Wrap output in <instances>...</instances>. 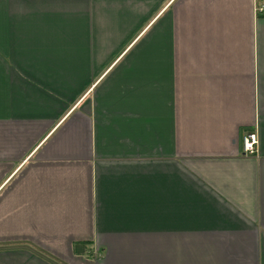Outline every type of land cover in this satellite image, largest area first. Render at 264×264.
I'll return each mask as SVG.
<instances>
[{
  "label": "crops",
  "instance_id": "1",
  "mask_svg": "<svg viewBox=\"0 0 264 264\" xmlns=\"http://www.w3.org/2000/svg\"><path fill=\"white\" fill-rule=\"evenodd\" d=\"M256 4L0 0V264H264Z\"/></svg>",
  "mask_w": 264,
  "mask_h": 264
},
{
  "label": "built area",
  "instance_id": "2",
  "mask_svg": "<svg viewBox=\"0 0 264 264\" xmlns=\"http://www.w3.org/2000/svg\"><path fill=\"white\" fill-rule=\"evenodd\" d=\"M263 6L258 7V11H262ZM243 150L247 154H254L258 151L259 135L255 131L245 132L242 135Z\"/></svg>",
  "mask_w": 264,
  "mask_h": 264
},
{
  "label": "rangeland",
  "instance_id": "3",
  "mask_svg": "<svg viewBox=\"0 0 264 264\" xmlns=\"http://www.w3.org/2000/svg\"><path fill=\"white\" fill-rule=\"evenodd\" d=\"M255 10H256V13L258 14L259 12H258V4H256V8H255ZM262 12V11H261ZM260 12V13H261ZM252 131H255V132H257L256 130H252ZM259 145V144H258Z\"/></svg>",
  "mask_w": 264,
  "mask_h": 264
},
{
  "label": "bare ground",
  "instance_id": "4",
  "mask_svg": "<svg viewBox=\"0 0 264 264\" xmlns=\"http://www.w3.org/2000/svg\"><path fill=\"white\" fill-rule=\"evenodd\" d=\"M261 6H263V5H261ZM261 6H259V7H261ZM263 9H264V6H263ZM263 11V10H262ZM259 12H261V11H259ZM250 132V131H249Z\"/></svg>",
  "mask_w": 264,
  "mask_h": 264
}]
</instances>
